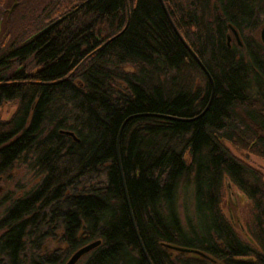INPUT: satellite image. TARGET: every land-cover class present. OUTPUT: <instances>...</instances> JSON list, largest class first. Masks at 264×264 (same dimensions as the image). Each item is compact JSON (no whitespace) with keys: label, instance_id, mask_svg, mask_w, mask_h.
<instances>
[{"label":"trees","instance_id":"obj_1","mask_svg":"<svg viewBox=\"0 0 264 264\" xmlns=\"http://www.w3.org/2000/svg\"><path fill=\"white\" fill-rule=\"evenodd\" d=\"M27 2L0 48V107L17 103L0 174L39 180L0 217V264H64L94 239L78 264H264V171L227 145L264 159V0ZM232 188L250 204L239 227Z\"/></svg>","mask_w":264,"mask_h":264},{"label":"rangeland","instance_id":"obj_2","mask_svg":"<svg viewBox=\"0 0 264 264\" xmlns=\"http://www.w3.org/2000/svg\"><path fill=\"white\" fill-rule=\"evenodd\" d=\"M11 2L12 1H0V48L3 46V44L6 45L13 38H16L18 33L21 34L22 32H24L22 29H24V25L27 24L26 15L28 14V12L26 11L22 12L21 10L23 9L22 7L28 4V2L18 1V4H16L12 13L4 12L3 9L10 7ZM20 7L21 10H17ZM262 27H264V25L260 26L256 30V32L253 33V35L258 40H262L264 44V33L262 34L261 32ZM240 41L242 44L241 38ZM231 42L237 43L233 36L231 37ZM239 46L241 48L243 47L242 45ZM16 106L17 103L15 100L4 103L0 107V118L1 119L8 118L13 113ZM227 145L238 157L245 160L250 165L264 171L263 158L257 157L252 154L240 153L236 151L233 147H231L229 144ZM0 177H1L0 178V217H1L6 207L11 203V200L23 195L25 191L29 190L35 183H37L39 177L36 176L33 173V171L29 170L24 164L18 162L14 163L11 169L1 173ZM177 204H178L177 207L178 214L180 216L182 223L185 224L186 217L193 215V198L191 194V188H189L188 191H184L182 187H179L177 193ZM249 206H250L249 201H247L245 197L241 196L235 188L225 191V197L221 204V207L224 213L226 214V216H228L230 219L232 218V222L234 223L236 222L237 227H239L238 225L239 222L237 223V218L241 222L242 217L247 212ZM55 247H56V241L48 239L45 243L44 248L47 251H49ZM83 257L81 259H83ZM79 261L76 264H78Z\"/></svg>","mask_w":264,"mask_h":264},{"label":"water","instance_id":"obj_3","mask_svg":"<svg viewBox=\"0 0 264 264\" xmlns=\"http://www.w3.org/2000/svg\"><path fill=\"white\" fill-rule=\"evenodd\" d=\"M14 5L15 4H13L11 6V9H13ZM261 32H262V34L264 33V27H262V31ZM232 36L234 37V39L236 40L238 45H242L241 41H240V35H239L238 31L235 28L230 26V34H228V37H227L228 38V42L231 40ZM180 38L184 42L186 47L189 49V51L192 53V55L195 57V59L197 60L198 64L200 65V67L205 72V74L207 76H209V73L207 72V70L204 67V65L202 64V62L198 59V57L194 54V52L189 48V46L185 43V41L182 39V37H180ZM61 132L65 133L67 135H70L71 137H73L74 140H78V138H76L74 133L72 131H70V130H61ZM100 243H101L100 239H94V240H92V241H90V242L78 247L77 249H75L69 255V257L66 259L64 264H76L84 255L88 254L91 250L96 248ZM181 250L192 251V249H185V248H182Z\"/></svg>","mask_w":264,"mask_h":264},{"label":"flooded vegetation","instance_id":"obj_4","mask_svg":"<svg viewBox=\"0 0 264 264\" xmlns=\"http://www.w3.org/2000/svg\"><path fill=\"white\" fill-rule=\"evenodd\" d=\"M0 1H12L11 4H10V7H7V8H4L3 9L4 12H10V13H12V11L15 8L16 4H18V1H28V0H0ZM13 4H15V5H14L13 9H11V6ZM26 36L27 37H25V38H28V37L32 36V34L30 33V34H27Z\"/></svg>","mask_w":264,"mask_h":264}]
</instances>
